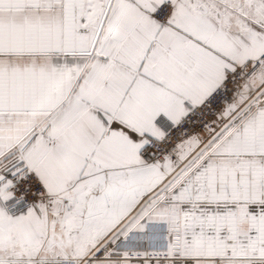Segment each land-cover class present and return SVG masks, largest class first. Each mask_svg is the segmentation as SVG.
Instances as JSON below:
<instances>
[{"label": "snow or ice", "instance_id": "snow-or-ice-1", "mask_svg": "<svg viewBox=\"0 0 264 264\" xmlns=\"http://www.w3.org/2000/svg\"><path fill=\"white\" fill-rule=\"evenodd\" d=\"M0 264H264V0H0Z\"/></svg>", "mask_w": 264, "mask_h": 264}]
</instances>
